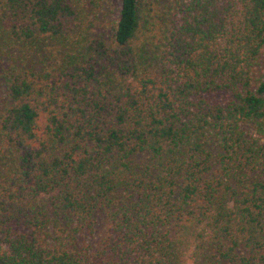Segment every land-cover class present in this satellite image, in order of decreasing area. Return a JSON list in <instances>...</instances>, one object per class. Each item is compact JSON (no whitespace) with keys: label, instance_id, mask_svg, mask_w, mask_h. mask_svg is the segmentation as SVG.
Segmentation results:
<instances>
[{"label":"trees","instance_id":"trees-1","mask_svg":"<svg viewBox=\"0 0 264 264\" xmlns=\"http://www.w3.org/2000/svg\"><path fill=\"white\" fill-rule=\"evenodd\" d=\"M108 1L0 0V264H264V0Z\"/></svg>","mask_w":264,"mask_h":264},{"label":"rangeland","instance_id":"rangeland-1","mask_svg":"<svg viewBox=\"0 0 264 264\" xmlns=\"http://www.w3.org/2000/svg\"><path fill=\"white\" fill-rule=\"evenodd\" d=\"M113 3V0L106 2V5L102 7V9L98 12V18L96 19L97 24L102 23L105 26L113 24V22L115 21L114 19H116L117 16V13L115 11V5ZM17 55L18 49L9 52L0 46V103L5 98L4 79L2 77L4 68H6V66H8L9 64L13 63V59ZM110 226L111 223L105 217L99 218L94 233L91 234L88 238V241L92 244L94 250H97L100 247L104 235H106L110 230ZM191 252L192 249L190 248L185 264H192L191 259L189 257L191 255Z\"/></svg>","mask_w":264,"mask_h":264}]
</instances>
